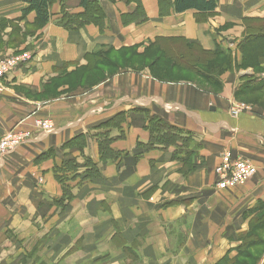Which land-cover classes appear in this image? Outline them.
I'll return each instance as SVG.
<instances>
[{
	"label": "crops",
	"instance_id": "crops-1",
	"mask_svg": "<svg viewBox=\"0 0 264 264\" xmlns=\"http://www.w3.org/2000/svg\"><path fill=\"white\" fill-rule=\"evenodd\" d=\"M92 1L106 15L102 30L88 25L69 31L60 24L63 12H82L80 0H53L49 23L37 30L33 12L22 19L23 0H0L1 41L8 43L15 26L25 39L18 49L31 54L27 65L3 81L1 137L10 130L8 110L20 108L10 124L29 128V112L41 109L24 93L15 94L17 86L40 93L43 85L91 63L100 65L109 54L126 48L142 53L160 42L177 55L185 49L200 54L222 50L233 67L242 65L243 55L230 53L254 31L261 32L254 36L264 44V0H217L213 13L178 14L171 3L166 16L160 14L159 0ZM124 16L146 18L123 24ZM249 75H225L223 93L210 103L187 85H160L128 74L84 97L46 104L44 115L48 111L55 121L62 114L68 119L54 134L35 133L19 150L27 154L19 172L10 167L0 175V264H235L264 209V110L237 119L228 113L242 85L239 79ZM93 103L103 107L89 111ZM141 110L192 133L194 143L184 161L173 158V146L150 151L138 146L151 137ZM101 133L113 140L112 149L125 154L122 158L100 160ZM78 136L86 137L85 147H64ZM35 142L39 149L27 150ZM226 152L250 161L257 175L223 192L216 189L215 169ZM84 155L102 175L82 184L71 181L73 199L62 206L58 201L64 191L54 166L68 159L83 165ZM256 264H264V256Z\"/></svg>",
	"mask_w": 264,
	"mask_h": 264
},
{
	"label": "rangeland",
	"instance_id": "rangeland-1",
	"mask_svg": "<svg viewBox=\"0 0 264 264\" xmlns=\"http://www.w3.org/2000/svg\"><path fill=\"white\" fill-rule=\"evenodd\" d=\"M35 28L36 30L42 29L39 27ZM12 30L14 31L8 36V43L1 41L0 38V55L10 56L13 54V56H17L19 58L21 55L29 53V51L18 49L25 44V39L18 36L15 26L12 27ZM29 31H33V28H30ZM257 33L261 32L254 31L252 33L253 35L249 36L247 39L251 40L252 37H255L254 34ZM235 48L236 49L230 53V55L232 54V56L236 58L237 55L240 54L244 57V51L240 47V43L239 45L235 46ZM177 49L183 50L180 46H178ZM183 52V54L177 55L174 50H171L169 44L165 45L163 42L157 43V45L146 47L142 53L138 52V48H126L118 53L107 55L106 61L100 65H94L91 63L92 65L90 66L73 70L67 75L65 79L57 80L49 85H43L42 91L40 93H34L33 90L25 89L22 86H17L15 87V94L21 96L24 93V95H26L28 100L31 102L40 103L41 109L34 107L33 111H30V114L28 113L29 115L25 119H28V122L25 126L29 128H23L22 126L18 127L17 124L13 122L10 124L12 119H16L13 118V116L20 108L17 109L14 107L11 111L8 110L10 112V117L8 118V128L10 130L4 135H7L6 137H10L11 140H16L24 135H28L32 139L35 133L38 134L41 132L37 126V122L46 119L52 121V125L54 127L52 134H54L56 129L62 126L68 117L63 116L62 114V116H58L57 120L55 121V119L48 116V111L44 115L42 110L46 104L57 103L64 101L65 99L84 97L99 86L112 81L113 78L128 74H136L144 82L150 81L160 85H187L191 89L199 92L202 99L206 103H210L212 99L209 98L214 99V97H220V95L223 93V79L225 75L233 73L234 71H236V74L249 71V76H243L239 79L242 85L244 84V87H239L235 97L230 102L228 113L232 118L237 119L243 113H255L256 110L258 112H260L261 109L264 110V90L260 88L254 89L247 86L249 83H252L253 80L264 78V63L254 64L253 62H246L243 66L241 65L240 67H233L230 59H224L220 56L213 57L211 55H203L200 54L198 50L188 51V49H185ZM210 76L212 77L210 78ZM23 90L25 92H23ZM6 91L7 87L5 83L1 82L0 93ZM173 97L174 95L172 93L169 94V100H172ZM242 105L248 107L249 110L243 111L240 115L236 116L234 114V110L238 109ZM90 107L91 108L89 111L94 110L95 112L98 111L95 108H102L103 105L102 103H93ZM21 111L22 110H19V112ZM80 116L81 115H78V117ZM22 117L23 116L19 115L20 120L23 119ZM72 117H74V115H72ZM4 135L1 137L0 134V146L1 142L5 138ZM26 143L20 147H16L13 151H5L0 147V175L4 169L6 170L10 167H14L17 171V168H19L20 165V160L26 159L25 156L27 154L24 155L23 153H19V150H22V147L27 146ZM35 143L36 144L29 146L30 149L27 150L32 149L36 152V149H39L40 147L38 146L40 145V142ZM16 161H19L17 165ZM14 168L11 174L12 178L15 176ZM255 176H253L251 179H253ZM39 182L42 184V177H39ZM229 190L232 189H227V191ZM261 212L262 213L259 216L261 220L254 224L251 235L252 239L256 240L257 244H253V246L247 245L246 248L242 249L240 255L236 258L235 264H256V262L264 256V225H262V222H264V209Z\"/></svg>",
	"mask_w": 264,
	"mask_h": 264
},
{
	"label": "trees",
	"instance_id": "trees-1",
	"mask_svg": "<svg viewBox=\"0 0 264 264\" xmlns=\"http://www.w3.org/2000/svg\"><path fill=\"white\" fill-rule=\"evenodd\" d=\"M25 8L22 10V19H25L30 13L35 14L34 25L39 28L45 27L50 19L51 12L50 8L53 0H23ZM173 3L176 13H183L188 10H196L200 13H213L216 10L217 0H159L160 14L166 16L169 14L170 4ZM80 7L82 12L69 13L63 12L60 24L69 31H78L79 29L94 25L98 26L101 30L104 28L106 22V15L104 14L101 5L98 1L92 0H80ZM141 5L138 6V13H141ZM140 11V12H139ZM123 20V24H129L131 22L138 21L144 22L145 18L128 16V20ZM0 22V32H1ZM249 38V37H248ZM261 37H255L252 40L245 39L244 42L240 43V47L244 51L243 63L253 62L254 64L264 63V44L261 41ZM262 42V43H260ZM211 56H224V59H228V55L222 50L212 51L211 53L201 52ZM212 76H210L211 78ZM248 87L264 90V79L253 80L252 83L247 85ZM244 84L240 88H243ZM146 115L147 125L146 129L150 132V141L147 144H138L140 148H144L146 151L154 149H168L171 146L175 147L173 158L176 160L184 161L189 156L187 150L192 147L194 143L192 133L184 131L177 127L166 124L162 119L156 115L150 114L147 110H141ZM104 127H111V124H106ZM85 136H78L71 141L67 142L64 147H85ZM112 139H110L107 133H101L98 140V148L100 154V160L105 162L107 160L116 161L122 158L125 154L117 152L111 148ZM84 163L81 165L77 159H68L61 163H57L54 166V172L57 180L61 183L64 195L58 201L62 206L68 204L73 199L71 181L78 180V183H84L88 180L99 178L102 175L101 168L95 163L91 157L83 156ZM261 219H258L260 221ZM264 225V222H262ZM252 236L248 238L246 242H243L242 246H253L257 244L256 240H251ZM248 246V247H249Z\"/></svg>",
	"mask_w": 264,
	"mask_h": 264
},
{
	"label": "built area",
	"instance_id": "built-area-1",
	"mask_svg": "<svg viewBox=\"0 0 264 264\" xmlns=\"http://www.w3.org/2000/svg\"><path fill=\"white\" fill-rule=\"evenodd\" d=\"M12 56L13 54L10 56L0 55V83L18 67L27 65L31 61L30 53H25L19 58L17 56ZM238 109L234 110L236 116L240 115L243 111L249 110V108L244 105ZM37 126L41 130L38 134H51L54 130L52 121L48 119L37 122ZM6 136H4L5 138L3 137L4 140L1 142L0 146L1 149L5 151H13L16 147H20L26 142L34 140L28 135L21 136L16 140H11L10 137ZM215 173L218 177L216 189L224 191L245 183L257 174V169L250 161L242 159L241 157L234 158L231 153L226 152L223 154L220 164L216 167Z\"/></svg>",
	"mask_w": 264,
	"mask_h": 264
}]
</instances>
